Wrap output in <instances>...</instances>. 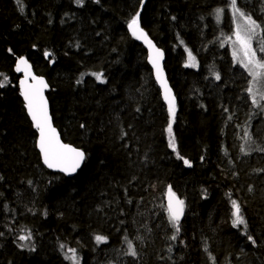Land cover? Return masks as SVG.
<instances>
[{
    "label": "trees",
    "instance_id": "16d2710c",
    "mask_svg": "<svg viewBox=\"0 0 264 264\" xmlns=\"http://www.w3.org/2000/svg\"><path fill=\"white\" fill-rule=\"evenodd\" d=\"M237 3L261 25L264 51V0ZM138 11L166 55L176 151L147 52L128 31ZM235 22L230 0H0V264H74L69 249L79 264H264V152L254 150L264 147V106L235 59ZM20 57L48 80L63 140L86 152L74 177L42 163ZM169 186L184 206L176 240ZM232 199L246 229L232 226ZM126 237L136 257L125 254Z\"/></svg>",
    "mask_w": 264,
    "mask_h": 264
},
{
    "label": "snow or ice",
    "instance_id": "6c2138e0",
    "mask_svg": "<svg viewBox=\"0 0 264 264\" xmlns=\"http://www.w3.org/2000/svg\"><path fill=\"white\" fill-rule=\"evenodd\" d=\"M19 2V0H18ZM96 3H99L100 0H95ZM75 3L78 6L84 5V0H75ZM230 6L231 9L235 14H239L244 20H245V33L246 35L242 36L241 31L239 27L237 28V31L235 32L236 40L241 45V48L244 53V60L242 61V66L245 67L249 74L253 76L254 79L256 78H262L264 79V61L257 60L255 51L251 48L250 44V38L251 34L255 33L257 29L261 28V25L257 23L255 19L252 18L250 14H246L242 11V9L238 6L237 0H230ZM141 7H143V0H141ZM223 9H217V12H222ZM175 19V17H173ZM129 29L132 31V34L136 36L137 39H145L147 43L151 45V41L147 40V34L144 32L143 28L140 26V12L138 11L135 16L132 17V19L128 23ZM154 47V46H153ZM11 51V49H9ZM157 57H162V53L159 52V50H156ZM46 56H49L50 53H45ZM189 60L195 61V57L192 56L191 52H189ZM235 55V54H234ZM152 63L154 67L156 68L157 72V80L161 82V86L164 88V95L165 99L168 101V112H169V124L167 128V132L169 134V147L173 149V151H176V145H175V137L173 135V128L172 124L175 120V98L170 97V89L167 87L166 82L162 79L161 76V68L157 62V58L152 59ZM20 65H25V68L30 67L28 65L27 60H25L23 57H20L18 59L17 63V71H21ZM186 67L189 66H195L194 63L186 64ZM93 75L96 76V79L100 81L101 83L105 82L103 79V73H94ZM33 80H37L36 77H32ZM216 79L219 80L220 76L219 74H216ZM22 86L25 85V81L20 82ZM3 84H0V87H3ZM47 87L43 79H39L37 81V84L34 85H27L25 87H22L21 95L24 97V100L26 101V108L28 111V114L31 116V119L33 121L34 127L38 130L39 136H38V147L40 150V153L43 158V162L45 165H47L48 168H58L61 172L71 174L74 173L81 165V163L84 161L86 154L82 150L78 148H74L70 145H66L61 143L59 136L56 133L55 128L52 127L51 124V117L48 113V104L47 100L45 99L43 95V89ZM249 93H252L253 89L252 87H249L247 89ZM260 99L264 100V95L260 96ZM252 102L254 105L260 106L259 102L255 95L252 96ZM139 111V109H137ZM227 111V109H225ZM85 127L83 124L81 125V128ZM122 135H127L126 132H122ZM245 138L248 140H251V137L247 131H245ZM243 151V147L241 148ZM257 151L264 152V147H257ZM248 154V153H245ZM177 158L182 160L184 165L187 167H191V162L187 159H185L183 156H181L177 152ZM203 160V157H201ZM261 171H264L262 169ZM2 179V177H0ZM29 184H31V181H29ZM249 191H252V188H249ZM169 206L168 211L170 215V223H172L175 231L174 234L170 237L171 240H176L177 235L180 232V217L183 215V201L182 200H176V206L174 207L172 204V196H174V193L171 192V186H169ZM233 212H232V226L234 228L240 227L241 225L244 226V228H247V222L242 214L241 205L239 202L235 199L231 200ZM46 215V213H45ZM247 235V233H245ZM3 233H0V236H2ZM31 233L28 235H21L18 237L20 241H27L30 240ZM126 239V243L128 245L126 255H129L131 257H136L138 255L136 249L133 247V244L131 241ZM247 239L251 241L253 244H255V240L251 235H247ZM95 240L97 243H104L107 241V237L102 235H97L95 237ZM28 245H20V247H27ZM60 247L63 249L65 245L61 244ZM32 251L35 250L34 246L31 247ZM207 251V249H205ZM72 253L70 258L74 261V264H79V258L76 254V249H69ZM169 251H171V248H169ZM213 260V264H215L214 257H210Z\"/></svg>",
    "mask_w": 264,
    "mask_h": 264
},
{
    "label": "water",
    "instance_id": "95a60500",
    "mask_svg": "<svg viewBox=\"0 0 264 264\" xmlns=\"http://www.w3.org/2000/svg\"><path fill=\"white\" fill-rule=\"evenodd\" d=\"M140 26H141V25H140ZM141 27H142V26H141ZM142 28H143V27H142ZM143 30H144V32L147 34V40H148V41H151V45H152V46H150L149 43H147V42L145 41V39H143V38H141V39H137L136 36H134V35L132 34V31H131V30L129 29V27H128V31H129V33H130L131 35H133V36L137 39V41H138L140 44H142V46L145 48V50H146V52H147V61H148V64L150 65V67H151L152 70H153L154 78H155V80H156V83H157V85L159 86V88H160V90H161L162 96H163V98H164L166 104L168 105V101L165 99V95H164V88L161 86V82H160L159 80H157V72H156V68L154 67V65H153V63H152V59H153V58H157V62H158L159 66H160V68H161V70H162V71H161L162 79L166 82L167 87L171 90V91H170V97H174V98H175V107H176V105H177V98H176V95H175V93H174V90L172 89V87H171V85H170V82H169V79H168V76H167V72H166V69H165V62H166V55H165V52H164V50H163L162 48H160V47L156 44V42L150 37V35L147 33V31H146L144 28H143ZM153 46H154V47H153ZM157 49L159 50L160 53L163 54L162 57H157V53H156V50H157ZM23 58H24L25 60H27L28 65H29L30 67L25 68V65H20V67H21L22 70H21V71H17V70H16V71L21 75V78L19 79V83H18V85H19V90H20V96H21V98H22V100H23V102H24V106H25L26 113H27V115H28V117H29V119H30V121H31V123H32V125H33V127H34L33 121H32V119H31V116L28 114V111H27V108H26V101L24 100V97L21 95V91H22V87H25V86H27V85H34V84H37V81H38L39 79L42 78L43 81L45 82V84L47 85V87H45V88L43 89V95H44L45 99L47 100V104H48V113H49V116L51 117V124H52V127L55 128L56 133H57V135L59 136V139H60L61 143L66 144V145H70V146H72V147H74V148H78V149L82 150L81 148L76 147L75 145L70 144V143H67V142H65V141L63 140L62 135H61L59 129H58V128L56 127V125H55L54 118H53V115H52V109H51L50 101H49L48 96H47V92H48V90H49V88H50V85H49V83H48V80H47L46 77H44V76L37 75V74L35 73V71H34V67H33L32 63L30 62V60H29L27 57H23ZM18 59H19V58H18ZM18 59L16 60V64H15V68H16V69H17ZM32 77H36L37 80H33ZM22 80L25 81V85H24V86H22L21 83H20ZM34 128H35V127H34ZM35 129H36V128H35ZM36 130H37V129H36ZM37 133H38V130H37ZM38 136H39V133H38ZM37 150H38L39 153H40V150H39V147H38V139H37ZM82 151L85 152L84 150H82ZM85 154H86V152H85ZM40 156H41L42 163L44 164L41 153H40ZM85 162H86V157H85L84 161L81 163L80 167H79L74 173H71V174H67V173L61 172L58 168H48L47 165H45V164H44V166H45L48 170H50V171H52V172L62 173V174H64V175L68 176V177H74V176H76V174L81 170V168L84 166ZM171 192L174 193L173 191H171ZM169 197H170V193L168 192V193H167V196H166V203H167L168 206H169ZM176 200H181V198H180L176 193H174V196H172V204H173L174 207L176 206ZM183 215H184V207H183ZM183 215L180 217V220L183 218Z\"/></svg>",
    "mask_w": 264,
    "mask_h": 264
},
{
    "label": "rangeland",
    "instance_id": "374dc122",
    "mask_svg": "<svg viewBox=\"0 0 264 264\" xmlns=\"http://www.w3.org/2000/svg\"><path fill=\"white\" fill-rule=\"evenodd\" d=\"M234 17H235V21H236L235 23L237 24V26L235 27V30H234V35L232 38L231 46L234 51L236 61L242 65V61L244 60V53L241 48V45L236 40L235 32L237 31V28L239 27L241 31V35L242 36L246 35L244 31L246 24H245V20L239 14H235ZM257 35H261L260 29H257L255 33L251 34V38H250L251 48L255 51L257 60L264 61L263 49H259L258 47H256V44H255ZM253 84H254L253 93L256 96L257 100L259 101V104L264 106V100L260 99V96L264 95V79L262 78L254 79L253 78Z\"/></svg>",
    "mask_w": 264,
    "mask_h": 264
},
{
    "label": "bare ground",
    "instance_id": "6f19581e",
    "mask_svg": "<svg viewBox=\"0 0 264 264\" xmlns=\"http://www.w3.org/2000/svg\"><path fill=\"white\" fill-rule=\"evenodd\" d=\"M260 11V14L263 16V18H264V12L262 11V10H259ZM261 20H263V19H261ZM82 169V168H81ZM168 206V205H167ZM184 207V206H183Z\"/></svg>",
    "mask_w": 264,
    "mask_h": 264
}]
</instances>
